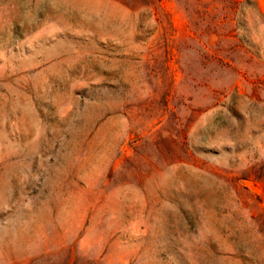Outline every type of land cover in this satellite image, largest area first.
<instances>
[{
    "label": "rangeland",
    "instance_id": "rangeland-1",
    "mask_svg": "<svg viewBox=\"0 0 264 264\" xmlns=\"http://www.w3.org/2000/svg\"><path fill=\"white\" fill-rule=\"evenodd\" d=\"M0 264H264V0H0Z\"/></svg>",
    "mask_w": 264,
    "mask_h": 264
}]
</instances>
